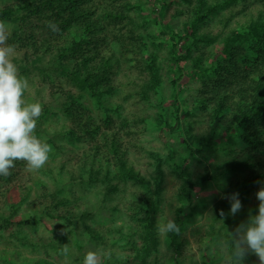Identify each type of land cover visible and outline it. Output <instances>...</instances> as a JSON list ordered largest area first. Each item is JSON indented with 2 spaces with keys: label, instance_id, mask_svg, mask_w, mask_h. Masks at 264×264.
Returning <instances> with one entry per match:
<instances>
[{
  "label": "trees",
  "instance_id": "1",
  "mask_svg": "<svg viewBox=\"0 0 264 264\" xmlns=\"http://www.w3.org/2000/svg\"><path fill=\"white\" fill-rule=\"evenodd\" d=\"M0 3V21L13 26L6 43L20 51L11 57L18 75H37L47 88L48 98H41L42 113L34 134L52 148V162L47 166L30 169L26 161L18 160L8 176H0V242L7 237L16 250L19 244L38 249L40 244L29 240L25 226L38 232L55 223L71 231L79 247V235L102 246L111 244V232L118 233L114 244L122 243L131 252L103 254L100 264H163L158 214L168 164L179 181L180 206L173 221L181 230L179 234L166 232L172 254L164 264H185L183 230L194 214H201L199 206L206 205V197L197 192L224 174L229 175L231 189L239 193L241 217L233 220L226 212L231 199L223 200L209 234L205 238L199 232L196 235L205 245L201 254L206 264H234L236 229L258 213L257 193L264 188V0ZM49 21L60 31L53 32ZM167 64L174 73L168 83L173 89L170 113L162 100L154 102L168 82L163 74ZM131 70L140 73L136 82L140 99L157 107L152 114L125 112L123 103L114 99L123 91L122 82L115 78L130 77ZM186 73L198 85L192 105L184 106L180 81ZM87 95L95 100L93 107L85 103ZM197 116L207 118V131H198L196 120L189 119ZM48 121L55 126L49 127ZM149 122L176 134L189 151L187 155L170 154L169 159L147 151L153 160L151 177L142 173L132 157L141 147L140 134ZM76 149L82 150L81 155L71 154ZM213 158L222 160L211 169L204 168L205 161ZM72 160L75 163L69 167ZM72 181L103 185L98 192L101 206L114 212L121 207L108 205L113 194L128 184L134 186L132 199L124 201L128 218L124 225L129 222L130 228L97 225L96 212L85 204V196L66 188ZM216 221H221L217 227ZM217 240L223 248L215 258L211 250ZM253 257L249 253L244 260ZM42 261L25 253L0 257V264Z\"/></svg>",
  "mask_w": 264,
  "mask_h": 264
},
{
  "label": "rangeland",
  "instance_id": "2",
  "mask_svg": "<svg viewBox=\"0 0 264 264\" xmlns=\"http://www.w3.org/2000/svg\"><path fill=\"white\" fill-rule=\"evenodd\" d=\"M5 1L7 3H10L12 0ZM7 24L9 25L8 31H10L13 26L9 22ZM150 29H155L153 24L150 26ZM13 48L14 52L12 56L19 54L20 51H18V46ZM166 67L168 69H166L167 71H165L163 74L165 77H167L168 82L161 91L160 97H156L154 102H157V100H162V102H164V105L168 108V112L170 113L171 108L168 105V100H170L173 96V89L168 83L170 82V79L173 78L174 73L172 69L169 68V64H167ZM130 74V77L121 76L122 80L120 76L115 78L117 83L122 82L121 86L123 89L121 95L118 94V96L114 98L115 101L123 103L125 112H149L152 114L154 111H156L157 107L154 106L152 103H148L145 100H141L140 96L136 93L137 89L139 88V86L136 85V82H138L140 79V73L136 70H131ZM24 78H26L29 82V87L25 92V96H27L25 101L26 103H33L36 101L41 104V98H48L47 88L44 85H41V82L37 75H34L33 77L30 76ZM130 78H132L133 80H129ZM180 84L182 90L180 92L181 105H192L196 91L195 87L198 85L197 79H193L189 74L186 73V76L183 77L182 81H180ZM67 85L71 87V85H69L68 83ZM39 90L43 91L40 92L41 95H38ZM125 95L128 97L124 100V98L122 97H125ZM85 103L88 104L89 107H93L95 105V100L87 95L85 98ZM54 109L55 107L53 108V110ZM189 119L196 120L195 126L198 131L206 130L207 118L203 116H197L196 118ZM151 122L146 124V130H143V133L140 134L139 141L141 143V147L139 146V149H136V151L133 152L132 156L136 165L139 167V169H141L143 174L147 175V177H151L154 169L151 164L153 160L148 156L147 151H156L165 159H169V155L171 154L172 156L173 153L178 155H187L189 153L186 144L180 139V137H178L176 134H171L167 131L161 130L160 128L153 126ZM46 124L51 127L53 122L48 121L46 122ZM53 126H55V123L53 124ZM54 129L55 127L51 130ZM142 146L146 148V151ZM67 153H69V150L67 151ZM81 153L82 150L76 149L71 154L79 156L81 155ZM57 160H60V158L58 157ZM221 160L222 159L213 158L212 162L205 161L204 168L207 167L211 169V165H216L217 162ZM51 162L52 157L49 156L48 161L44 165L47 166ZM73 163H75L74 160L71 161L69 167L72 166ZM76 168L77 167H75V169ZM165 168L167 175L165 178V189L163 193L164 200L163 205L161 206L162 209L158 214L161 224L159 229V235L161 240V243L159 245V255H161L160 259L163 264L165 263L166 259L171 256L172 249L166 244L165 241L167 231H161V229L167 224L169 220H173L176 218V209L180 206V202L178 200L177 195L179 181L171 173L168 164L165 166ZM228 176V174H224L219 179H210V181L204 183V185L202 186V190L197 192L198 196L202 197L204 195L206 197V205L203 206L201 204L199 206L200 210L202 211L201 214H194L190 219L189 224L185 226L183 230V238L186 240L184 242L185 253L183 256L185 264H206L201 254V250L205 247L202 242V238H205V236L209 234V230L211 229V223H213V219L217 217V214L219 213L218 209H221L222 201L226 200V198L224 197H229L228 199H230L232 194L236 192L231 189L230 178ZM75 182H67L66 188L68 190H76L80 192L82 196H85V198H83L85 204H87L92 211L96 212L97 225H101L105 229L111 226H122L125 231L128 230L127 227L130 228L129 222H127V225H124L125 220L128 219L125 216L126 206L124 204V201H127V199H132L131 195L133 190L135 189L134 186L128 184L126 185L125 190L113 194V200H110L108 202V205L112 206L119 204V206L121 207L120 211L114 212L111 208L101 206V194H98V192L104 188L103 185L95 184L91 186L86 185L87 182H83L82 184ZM83 192L86 194H83ZM1 205H3V203ZM24 209L25 212L28 211L27 207H25ZM6 211L8 212L9 210L6 209ZM226 212L228 215H232L230 213V209H228ZM23 217H26V215L23 214ZM232 217L234 218L233 220L238 221L241 216L240 213L237 212L235 215H232ZM220 223L221 221H216V223L214 224L217 227L220 225ZM232 227L233 222L230 223L229 230L232 229ZM25 228L28 231L27 233H29V240H35L36 243L40 244V248L33 249L31 245H28L27 247L26 244H19V249L16 250L14 249V244H12L10 240L5 237L2 239V242H0V257H15L16 255L25 253L28 256H34V258L35 256L39 257L41 260H43L40 264H83V258L88 251H96L99 254L100 260L101 255L103 254L110 255L114 252L119 254L124 252H131L130 249L128 247L125 248L122 243L118 245L114 244L113 240L115 238L118 239V233L111 232L108 235L111 244H104L102 246H98L89 238H85L79 235L80 237L77 238V241L82 245L79 247L74 243L73 233L71 231L69 232L67 228H60L58 224L54 223L52 224L51 228H42L38 232H34L30 225L25 226ZM78 228L76 231H79ZM134 229L136 230V228ZM225 230H227V227H225ZM196 232H199V236L203 237L199 239V236L196 235ZM5 234L7 235V233ZM134 236L136 237L137 233ZM72 240L73 242L71 243ZM65 245H67V247L69 248V252L67 254L63 252ZM222 248L223 246L221 247V243L218 240L216 242H213V248L211 252L215 258L219 257V253L217 251L220 249L222 251ZM253 258L254 259L244 260V264H260L259 257L257 255H255V257ZM224 263L225 261L223 263L221 262L220 264Z\"/></svg>",
  "mask_w": 264,
  "mask_h": 264
},
{
  "label": "clouds",
  "instance_id": "3",
  "mask_svg": "<svg viewBox=\"0 0 264 264\" xmlns=\"http://www.w3.org/2000/svg\"><path fill=\"white\" fill-rule=\"evenodd\" d=\"M48 27L53 32L60 31L54 22L49 21ZM8 28L6 22L0 21V176H8L18 160L26 161L30 169H40L52 151L49 143L34 134L42 105L39 102H25L29 82L18 75L17 66L11 60L14 48L6 43ZM257 198L260 201L258 213L236 229L234 264H244L249 253L257 255L260 264H264V188L258 191ZM230 199V213L235 215L242 208L239 193L232 194ZM220 215H224L223 210ZM180 230L173 220H169L161 229L177 234ZM63 252H69L67 245ZM83 264H100L99 254L88 251Z\"/></svg>",
  "mask_w": 264,
  "mask_h": 264
}]
</instances>
